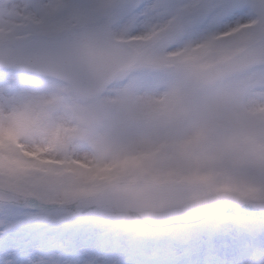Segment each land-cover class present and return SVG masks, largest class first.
I'll return each mask as SVG.
<instances>
[{"label":"snow or ice","instance_id":"snow-or-ice-1","mask_svg":"<svg viewBox=\"0 0 264 264\" xmlns=\"http://www.w3.org/2000/svg\"><path fill=\"white\" fill-rule=\"evenodd\" d=\"M0 264H264V0H0Z\"/></svg>","mask_w":264,"mask_h":264}]
</instances>
